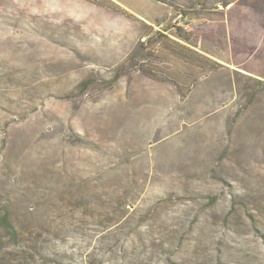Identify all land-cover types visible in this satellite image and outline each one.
I'll use <instances>...</instances> for the list:
<instances>
[{
	"label": "rangeland",
	"instance_id": "obj_1",
	"mask_svg": "<svg viewBox=\"0 0 264 264\" xmlns=\"http://www.w3.org/2000/svg\"><path fill=\"white\" fill-rule=\"evenodd\" d=\"M0 264H264V0H0Z\"/></svg>",
	"mask_w": 264,
	"mask_h": 264
},
{
	"label": "trees",
	"instance_id": "obj_2",
	"mask_svg": "<svg viewBox=\"0 0 264 264\" xmlns=\"http://www.w3.org/2000/svg\"><path fill=\"white\" fill-rule=\"evenodd\" d=\"M222 4L226 5L227 3L223 2ZM192 12L193 11L181 9L179 14L181 16L180 22H188V18L193 15ZM174 28L176 37L184 43L176 42L175 45L174 43L172 44L171 42L166 41L164 38H167L168 35L159 30L156 31L154 35L148 37L146 46L144 47L145 49L150 48L153 42L163 44V48L158 52L156 58L162 61H167L169 69L166 72H162L152 69L144 64L140 65V69L150 75L153 74L156 76L162 74L160 76L170 80L173 79L183 89V86L188 84L193 85L199 78V74H197L198 70H206L207 72L204 74H207L211 71L218 70L221 65L216 61L211 60L209 57L198 53L188 45H185L190 44L195 46L197 44L192 36L187 33L185 27L175 25ZM187 90L188 89H186L185 92H187ZM1 222L9 234L14 237L17 235L15 226L11 223L9 216L6 213L2 216Z\"/></svg>",
	"mask_w": 264,
	"mask_h": 264
},
{
	"label": "built area",
	"instance_id": "obj_3",
	"mask_svg": "<svg viewBox=\"0 0 264 264\" xmlns=\"http://www.w3.org/2000/svg\"><path fill=\"white\" fill-rule=\"evenodd\" d=\"M142 39H143V41H147V37L146 36H144Z\"/></svg>",
	"mask_w": 264,
	"mask_h": 264
}]
</instances>
